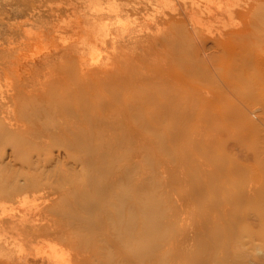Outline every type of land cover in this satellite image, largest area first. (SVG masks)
Wrapping results in <instances>:
<instances>
[{
    "label": "rangeland",
    "instance_id": "rangeland-1",
    "mask_svg": "<svg viewBox=\"0 0 264 264\" xmlns=\"http://www.w3.org/2000/svg\"><path fill=\"white\" fill-rule=\"evenodd\" d=\"M166 1H172L169 4L171 6L173 4V8L180 9L190 8L193 1L197 4L201 3L200 11L199 9L196 10V14L194 13L192 16L196 20L200 18L199 21L197 20L198 22L196 21L197 24L195 25L194 19L191 18L194 24L191 19L189 22L198 31L203 30L206 32L208 28L212 30V33L215 28L220 30L223 26V30L232 28V26L236 28L240 26L239 23L241 24L242 18L232 15L230 16L231 19L224 15L219 18L220 20L206 19L202 16L205 11L225 10L230 7L234 9L246 3L252 4L254 2L257 6L254 9L259 12L257 8H260L258 0H210V3H208L209 0H0V129L1 131L6 130L2 132H4L3 134L6 132L8 142V136L10 137L12 132V135H15L19 131L17 136L21 133V137L19 136L13 140L15 141L13 145H10L12 139L9 143L4 141L6 137L5 139L2 138L3 141L0 139V161L1 159L3 161L2 164L0 162V184H6V180L9 182V178H6L8 176H5L8 172L4 171L3 166H5L4 168L11 167L6 166L5 163L9 160L7 154H10V152L13 154L12 148H16V150L13 149L14 154L19 151L20 154L28 153L29 158L34 155V158H31L32 163L28 160L31 166L35 164L32 167L28 165L29 176L30 172L33 174V171L36 170L37 173L35 172L36 174L34 173L32 176L33 178L38 176V179H32L31 185L29 184L32 176H30V181L27 182L28 185L23 184L21 178L18 177L23 185L21 188H18L21 186L18 180L20 186L17 185V191L7 195L0 194V219L11 218L19 224L21 223L19 229L13 228L15 231L11 230V227H7L5 230L0 228V264H264V108H261L264 107L262 106L264 104L259 102L258 99L261 93L255 97L258 104L254 105L255 100H253V103L247 102L249 100L246 101L247 103L245 100L242 101L240 93L241 90L245 92V88L249 89V86L245 87L248 84L247 82L245 85L240 84L241 86L238 84L241 83L240 81L236 82L238 84L235 85L237 93H235L236 91H233V93L230 88L224 94V96L227 95L226 97L221 96L225 88L222 86L224 81L221 80V83L219 81L220 78H223L218 73L221 70L223 71L224 68H226L225 70L231 68L233 65L232 59H214V57H211L213 60L207 61V63H211L207 67L205 57L212 53L209 52L214 46V43L209 40H207L209 43H205V46L210 44L212 46L211 48L210 46H206L207 48L204 46V52V47L203 50L200 49L202 52L199 49L194 50L192 48H189L192 51L189 49H187L188 52L184 51L183 55L186 58H190V55L192 57L188 59L192 60L193 58L190 62H193L195 67L190 66L191 69L199 71L201 69L206 70L207 67V70L212 72V74H209V71L205 73L207 70L205 72L201 70L200 76L203 74L205 77L198 78L200 76L197 77V74L199 75L200 71H197L198 73L193 71L195 75H189L194 83L206 91L209 86L215 89L216 83H220L216 87L223 88V90L221 89L223 93L218 96L220 99L216 97L214 100L217 112L207 108L211 114H208L210 112L205 110V112L203 111L204 114L202 111H199L200 114L199 112L192 113V111H188L183 115L178 104L182 106L187 103V108L190 110L193 104H196L195 99H193V95H188L187 100L186 96L185 99L184 97H176L178 93L176 89L174 90L176 98L172 103L174 114L171 112L165 115L162 114L160 118L158 117L161 120L148 124V126L153 124L154 128L151 127L153 130L147 129L142 132H135L134 128L130 130L129 125H121L117 118L115 119V116L106 109L101 110L100 117H98L101 121H98V119L96 122L93 121L94 119L91 120V117H95V110H91V107L95 100L97 103L102 99L104 100L105 96L108 95H106L107 91L92 94L83 87L77 89L75 84L79 82L82 72L79 73L74 67L73 72L75 71V74L70 76L68 71L71 72L73 65L72 68L70 67L71 69L67 70L68 66L74 64V60L76 61L79 57H81L80 59H82L84 65L104 64L105 57L111 54L112 50L118 53L126 47L128 48L124 44L125 46L121 45L120 48L119 46L114 48L116 50L112 49L110 38L113 35L119 37L125 31L132 32L131 35L140 33L144 28L143 26L147 22L149 23L152 17L158 16L163 6L168 4ZM169 4L167 8L171 7ZM119 7L121 8L118 11L119 14L113 13L112 10L110 12V9L114 10ZM164 8L166 9L165 6ZM261 12L264 13V11ZM259 15L256 12V16ZM90 16L95 20H92ZM260 16L257 18H262V15ZM257 18L255 17L254 20ZM254 20L251 21L254 22ZM171 23H166L168 29L174 25L175 28L178 24L177 22ZM255 23L258 24L257 21ZM259 23L264 24V20L259 21ZM166 24L164 28L167 26ZM256 24V30L261 31L262 29L263 31V24H259L261 29ZM249 26L248 31L255 29L253 26L252 29ZM174 28H172L173 31H175ZM172 30L167 31L173 32ZM255 31L248 32L249 35L251 34L250 37L254 34L250 38L251 40L247 39L252 45L251 48H249L250 45L246 48H240V52L243 53V55L242 53L239 55H242L241 58L249 55H244L248 51L254 53V56L256 53L264 51V35H262L264 32ZM248 34L246 33L244 36L245 39ZM99 36L101 37L98 38ZM255 36L257 38L261 37L259 44L257 39L254 40ZM95 38L97 39L95 40ZM105 39L108 40L107 43H105ZM252 40L256 43L251 42ZM88 41L93 42L86 48L80 49L81 44ZM248 42H246L247 45ZM168 49L167 47L166 50ZM215 49L214 55L217 54ZM242 49H245V52ZM64 50H74L77 58L74 57L73 62L68 57L67 60L65 56H62ZM166 50H164L162 58L168 59L172 53H168L169 51ZM207 51L208 55L202 58L203 56H200V53L204 55ZM176 55L181 57L180 53H176ZM178 56H175L176 59H180ZM197 56L204 59V62ZM170 57L169 59H171ZM247 58L249 57L247 56ZM206 59L208 60V58ZM199 60L200 62H198ZM247 63L253 65L247 66V64H244L245 68L243 70L245 72L243 71V74L264 75V69L257 68L256 63L251 62V60ZM212 66H217L218 70L219 68L222 69L217 73L214 72L217 71V68L214 70ZM235 71L233 70L234 73ZM255 72L258 75L254 74ZM236 73L239 72L236 71ZM226 75L230 79L233 77L230 74ZM68 76L70 79L66 78ZM243 78L241 81L245 80ZM235 80L237 81L236 78ZM235 80L233 79L230 82ZM233 83L235 84V82ZM67 90L68 92H66ZM12 96L16 97L12 99ZM192 100L193 102H191ZM64 101L66 103L62 104ZM190 103L192 106H189ZM64 104L72 108L68 109L69 111L73 110L76 113L74 123L72 119L70 120L74 116H69L73 112L68 114V110H65L68 107ZM20 107L26 110H22ZM220 107L222 112L220 110L219 113ZM32 108L33 111H31ZM34 108H37L35 110L38 112ZM227 108L232 109L230 113L224 114V110H227ZM61 109L65 110V116L64 112H59ZM196 109L198 110V108ZM232 110H235V113ZM83 111L85 115L87 112L88 120H84ZM61 113L63 116L60 115ZM168 114L170 116L173 114V116L169 117ZM64 117L66 121H64ZM81 119L82 121H80ZM89 119L94 123H91L94 127H92L91 134H88L91 135V137L87 136L88 139L86 135L91 131L88 129L91 124H86L84 121L89 122ZM71 121L72 123H70ZM75 121L79 123L77 124L79 125L77 126L78 130L83 126V129L80 130L85 132L83 134L84 132L81 131L85 135L83 138L86 141H81L83 144L77 146L73 142L75 138L70 139V135H63L67 139L69 136L72 143L77 146L74 147L71 143L69 145L72 148L70 146L67 149V145L61 143L62 141L58 137L63 140L66 138L56 134V128L62 126L64 131L68 129L67 133L71 131L70 133L74 134L76 132L74 131L76 129L74 128L76 126ZM168 123L169 125H167ZM170 123L173 124L172 127H170ZM20 124H24L23 127L26 126L27 129L31 128L30 130H33V132L26 133L24 128L21 130L22 126ZM40 124L44 125L43 129ZM71 124L74 126H71ZM84 124L87 125H85L86 128ZM97 124L99 125L97 126ZM6 126L7 128L12 126L11 130H8ZM70 126L73 127L74 132H72ZM130 126L134 127L133 124H130ZM45 128L50 133L51 131L54 132L53 134L58 136V141L54 140L56 139V137H53L54 135L51 137L52 139H47L52 134H48L49 132L47 131V133ZM7 130L11 132L10 135ZM43 130L49 136H46ZM80 130L76 132L78 135L75 134L78 137L81 136ZM22 131H25L26 134ZM120 131L121 134L123 133V137ZM97 132L99 135L101 133L100 136L97 134L99 139L96 136ZM40 133L46 137L41 138L44 139V142L40 140V136H36ZM30 134L33 139L31 136L28 137ZM93 136L99 141H95ZM102 136L106 141L105 143L102 142ZM79 138L75 141L78 142ZM124 139L127 143L123 142ZM45 140H50V142L48 141L49 144ZM53 140L54 143H52ZM119 141L123 144L120 145ZM64 143H68L67 140ZM54 144H61V147ZM39 145L42 148H39ZM18 146L19 148H17ZM25 148H28V150ZM22 150L25 152H20ZM29 152L32 154H29ZM11 154L10 159L13 158ZM50 155L52 160L54 158L52 163ZM75 158L78 160H75ZM82 159L84 160L81 161ZM37 160L38 162L35 163ZM41 163L43 166H41ZM37 165L41 166V169L39 167L35 169ZM121 172L124 175H121ZM115 174L117 175L115 176ZM125 175H127L126 178ZM149 200L150 202H148ZM151 201L153 204H151ZM178 206L180 207L178 208ZM141 228L143 229L140 230ZM147 246L148 248H146ZM162 256L163 258H161Z\"/></svg>",
    "mask_w": 264,
    "mask_h": 264
},
{
    "label": "bare ground",
    "instance_id": "bare-ground-1",
    "mask_svg": "<svg viewBox=\"0 0 264 264\" xmlns=\"http://www.w3.org/2000/svg\"><path fill=\"white\" fill-rule=\"evenodd\" d=\"M170 1V0H169ZM190 1V0H189ZM193 1V0H192ZM196 1V0H195ZM202 1V0H201ZM212 1V0H211ZM210 0H209V2L208 3H210L211 2ZM99 2V1H98ZM172 1H170V2H167L166 1V3H171ZM254 2V1H253ZM261 2V3H260ZM91 3V2H90ZM199 3V2H198ZM206 3V2H205ZM213 3V2H212ZM255 3L256 2H254V3H246L245 5H243V6H241V7H238V8H234V9H232L231 7L230 8H228V9H225V10H216L215 9V11H213V10H207V9H205V10H207V11H205L203 14H202V16H204L206 19H218V20H220L219 18L220 17H223L224 15L225 16H227V17H229V18H231L232 19V17H230V16H232V15H237V16H240L241 18H242V22H241V24L239 23V25L240 26H238V27H236V28H234V26H232V28H228V29H224L223 30V28H224V26H223V28L222 29H220V28H217V29H220V30H216V28H215V30H214V34L211 32L212 30L211 29H208L207 28V30H206V32H204L203 30H197L196 29V27L193 25L194 23H195V25L197 24L196 23V21L198 20L199 21V19L200 18H197V20H196V18L194 19L192 16L194 15V13L196 14V10H198L199 9V7L201 8V3H199V4H197L196 2L194 3V1H193V3H192V5H197V6H192L191 4H190V8H182V9H180V8H173V4H172V6L170 7V8H167V5L165 4L164 6L166 7V9L164 8V6H163V9H162V11L160 10V12H159V10H158V12H159V15L158 16H154V17H152L151 18V20L149 21V23L147 22L146 24H145V26H143L144 28L141 30V32L140 33H137V34H135V35H131V33L132 32H128V31H125V32H123V33H121L120 35H119V37H116V36H118V35H113V37L112 38H110V46L112 47V49H114V48H116L117 46H119V48L121 47V45H126V46H128V48L126 47V49H124L123 51L121 50V51H119L118 53H116V52H113V50H112V53L111 54H108L105 58H106V61H105V63L103 64V63H101V64H98V65H93V66H88V65H84V63L81 61L82 59H80L81 57H79V59H76L77 57L75 56V52H74V50L72 51V50H64V52L62 53V56H65L66 58L68 57L69 58V60L71 59V61H72V59H74V57H76L75 59H76V61L74 60V64H71V62H70V66H68L69 68H67V70L68 69H71L72 68V65H73V68H72V70H71V72H70V70L68 71L69 73V75L71 76V75H73V74H75V71L73 72V69H77V71L79 72V73H81L82 72V75L80 76L81 78H80V80H79V82L77 83L76 82V84H75V86L77 85V89L78 88H85V89H87L88 90V92H91L92 94H99V93H101V91L103 92L104 90L105 91H107V93H106V95L107 96H105V98H104V100L102 99L101 101H99V103H97V101L95 100V103L94 102H92V103H94L93 104V106L92 107H94V108H92L91 107V110L92 109H94L95 110V112H94V115H95V117H91L90 119L92 120V119H94L93 121H95L96 122V120L98 119V121H101L98 117H100V114H101V110H104V109H106L108 112H110V114H112V115H114L115 117V119L117 118V120L120 122V124L122 125V124H124V125H129L128 127L130 128V130L131 129H133L134 128V130H135V132H142V131H144V130H153V128H154V126H152V125H149L148 126V124L150 123V122H152V123H154V122H158V120H161V119H159L160 118V116L162 115V114H167V113H173L174 114V110H173V107H172V103H173V101H174V98H176V97H184V99H185V96H186V100H187V96L188 95H193L194 96V98L193 99H195V103L196 104H193V106L191 105V103L189 104V106H192V108H190V110L187 108L188 106H187V103H184L182 106L180 105V104H178V106H180V111H181V113L183 114V115H185L188 111H192V113H197V112H199V111H202V113H203V111L205 112V110H207V108H211V109H213V110H215L216 112H217V110H216V107H215V105H214V100H215V98L217 97V98H219L218 96H220L222 93H223V91H224V93L221 95L222 97L224 96V94L225 93H227L228 92V90L230 89V90H232V92L234 91H236V86L235 85H238L239 84V86H241V85H245L246 84V82L248 83L245 87H248L249 89L247 90L246 88H245V92H244V90L242 91L241 90V93H240V98H242V101H244L245 100V102L247 101V100H249V101H247V102H250V103H253V100H255L256 98V96H259L258 94L259 93H261V95H263L262 96V98H261V95L258 97V99H259V102H261L262 104H264V75L262 76L261 74H259L258 73V71H256L258 74H256V72L254 73V74H256V75H258V76H255V75H253V73H252V75L250 74V75H246V74H243L245 71L243 70L245 67V65L244 64H247V66H250V65H248V63L247 62H250V60H251V62H253V63H256L257 64V68H260V69H264V51H260V52H258V53H256L255 54V56H254V53H249V51L248 52H246V53H244V55L245 54H249V55H247L249 58H247L246 59V57L245 56H243L244 58H241V56L243 55V53L242 52H240V48H246V47H248L249 45H250V42H248L247 41V39H249V40H251L250 38L254 35H252L251 37H250V35L248 34V32L250 33V31H251V33L253 32V31H255L256 29H257V26H255V22L257 21V23L258 24H256V25H258V27H259V24L260 25H262L263 23H259V21H261L262 22V20H264V13L263 12H261V11H264V0H258V5H260V8H257V9H259V12H258V10H256V9H254V8H256L257 6L255 5ZM231 4V3H230ZM50 5V4H49ZM70 5V4H69ZM163 5V4H162ZM220 5V4H219ZM234 5V4H233ZM236 5V4H235ZM254 5H255V7H254ZM263 5V7L261 8V6ZM116 7H117V4L115 5ZM124 6V5H123ZM175 6V5H174ZM202 6H203V4H202ZM216 6V5H215ZM121 7V6H120ZM115 8L114 10L113 9H110V12H111V10L112 11H114L113 13H118V11H120L121 10V8H123V7H121V8ZM181 7V6H180ZM184 7V6H183ZM217 7V6H216ZM229 7V6H228ZM161 8V7H160ZM208 8V7H207ZM95 9H96V7H95ZM99 9V8H98ZM211 9V8H210ZM219 9V8H218ZM263 9V10H262ZM97 10V9H96ZM100 10V9H99ZM123 10H124V8H123ZM156 11V10H155ZM154 11V12H155ZM199 11H200V9H199ZM121 12H124V11H121ZM148 12V11H147ZM146 12V13H147ZM256 12H257V15H259L260 14V12H261V14L260 15H262V18H257V17H259V16H256ZM202 13V12H201ZM201 13H198L199 15L201 14ZM119 14V13H118ZM158 14V13H157ZM75 15V14H74ZM149 16V15H148ZM197 16V15H196ZM91 17V16H90ZM89 17V18H90ZM200 17V16H199ZM257 18V19H255L254 20V18ZM261 17V16H260ZM59 18V17H58ZM77 18V17H76ZM87 18V17H86ZM85 18V19H86ZM92 18V17H91ZM150 18V17H149ZM194 19L193 21H194V23L192 22V19ZM228 18V19H229ZM191 19V22L193 23H191V22H189V20ZM254 20V22H252L251 20ZM258 19H261V20H259L258 21ZM61 20H62V18H61ZM90 20V19H89ZM92 20H95V19H93L92 18ZM171 21H172V23H171ZM197 21V22H198ZM222 21V20H221ZM220 21V22H221ZM224 21V20H223ZM229 21V20H228ZM60 22V21H59ZM173 22H177L178 24L176 25V27L174 28V26L172 27V28H174V30L175 31H173L172 30V28H169L168 29V23H171V24H173ZM251 22L253 23L252 24V26H253V28H255L253 31L252 30H249L248 31V26L251 28L252 26H251ZM62 23H64V22H62ZM104 23V22H103ZM167 23V24H166ZM215 23V22H214ZM224 23V22H223ZM58 24V23H57ZM68 24V23H67ZM66 24V25H67ZM142 24V23H141ZM167 25L165 28H164V25ZM215 24H217V23H215ZM220 24V23H219ZM225 24V23H224ZM227 24H229V23H227ZM64 25V24H63ZM88 25V24H87ZM144 25V24H143ZM199 25V24H198ZM227 27H229L228 25H226ZM255 26V27H254ZM263 26H264V24H263ZM84 27V26H83ZM170 27H171V25H170ZM216 27V26H215ZM261 27V26H260ZM259 27V28H260ZM56 28V27H55ZM62 28V27H61ZM210 28V27H209ZM213 28V27H212ZM54 29V28H53ZM114 29V28H113ZM214 29V28H213ZM252 29V28H251ZM261 29V28H260ZM74 30V29H73ZM167 30H172L173 32H170V31H167ZM248 31V32H247ZM257 31V30H256ZM255 31V32H256ZM261 31H262V29H261ZM261 31H259V29H258V31L257 32H260V33H262V32H264V29H263V31L261 32ZM170 32V33H169ZM254 32V33H255ZM109 33V32H108ZM211 33V34H210ZM246 33L248 34L247 36L249 37H247L246 39H245V35H246ZM257 34V33H256ZM255 34V35H256ZM109 35V34H108ZM137 35V36H136ZM260 35V34H259ZM262 35H264L263 33H262ZM258 36V35H257ZM257 36H255L256 38L254 39V40H256L257 39V42H258V44L260 43L259 41V39L261 38L260 36V38H257ZM94 37V36H93ZM92 37V38H93ZM101 36H99L98 38H100ZM108 37V36H107ZM263 38H264V36H263ZM262 38V39H263ZM97 38H95V40H96ZM261 39V40H262ZM86 40V39H85ZM87 40H89V39H87ZM90 40H91V38H90ZM106 40V42L105 43H107L108 42V40L107 39H105ZM207 40H209L210 42L212 41L213 43H214V46H212L211 44L210 45H206V46H210V48H211V46L215 49V48H217V49H215L216 51H217V54H215L214 55V53H215V51H214V49L213 48H209L211 51L209 52V53H213V56H212V53L210 54V55H208V51H207V53H205L204 55H202L203 53H200L199 55L200 56H203L202 58H204L205 57V55L207 56L208 55V57H205V61H206V63H207V61H209V60H213V59H211V57H214V59H220V58H229V59H232L231 60V62H232V64L234 65H232V67H231V65H230V67L231 68H228L227 70H225L226 68H224L223 69V71L219 68V70H218V68H217V66L215 67V66H212L213 68H214V70L216 69L217 71H214V72H219L220 70L222 71H220L218 74H219V76H220V74H221V76H222V78L223 79H221L220 78V80H219V78H218V80L220 81V83H221V80H223L224 81V84H222V86L225 88V90H223V88H221L220 89V87H218L219 85H220V83L218 84V83H216L217 82V80H216V84H215V89L214 88H210V86L209 87H207L206 89H207V91L206 90H204L201 86H199V85H197L196 83H194L193 82V80H192V78L190 77V75L189 74H191V76H193V75H195L194 74V72L196 71H198V70H195L194 71V67H195V64L193 63V62H190V61H192L193 60V58H192V60H189L192 56L190 55V51H192V50H190L189 48H192V49H194V50H198L199 49V51L200 52H202L200 49H202L203 50V47L205 46V43L206 44H208L209 42L207 41ZM237 40V41H236ZM254 40H252L251 42H253V43H256V41L254 42ZM93 42V41H92ZM91 41H88V42H84V43H82L81 44V46H80V49H84V48H86L87 46H89V45H91V43H92ZM208 42V43H207ZM246 42H248V45H247V43ZM263 42H264V39H263ZM104 44V43H103ZM124 45V46H125ZM252 45V44H251ZM251 45H250V47L249 48H251ZM264 45V44H263ZM205 46V47H206ZM254 46V45H253ZM259 46V45H258ZM257 46V47H258ZM262 46V45H261ZM167 47L169 48L168 50H166L167 49ZM188 47V48H187ZM205 47H204V50H203V52L205 51ZM119 48H117L118 50H119ZM207 48V47H206ZM259 48V47H258ZM263 48V47H262ZM187 49H189L190 51V53H189V55H190V58L189 57H185V55H183L184 54V51H187ZM208 49V50H209ZM212 49H213V51H212ZM114 50H116V49H114ZM164 50H166V51H169L168 53H172L171 55H172V57H170L171 59H169V57H168V59H165V57H163L162 58V54L164 53ZM245 49H242V51L243 52H245L244 51ZM247 50V49H246ZM263 50H264V48H263ZM165 51V52H166ZM59 52V51H58ZM188 52V51H187ZM196 52V51H195ZM176 53L178 54V53H180V55H181V57L180 56H178V55H176ZM199 53V52H198ZM242 53V55L241 56H239L240 54ZM56 54V53H55ZM70 54H71V56H70ZM80 54V53H79ZM78 54V55H79ZM173 54H175L174 56H173ZM186 54V53H185ZM188 54V53H187ZM196 55H197V52L195 53ZM238 54V55H237ZM165 55V54H164ZM216 55H217V57H216ZM61 56V55H60ZM61 56V57H62ZM80 56V55H79ZM166 56H167V54H166ZM175 56H178V57H180V59H176V57ZM198 57V56H197ZM197 57H195L196 59H197ZM216 57V58H215ZM68 58H67V60H68ZM189 58V59H188ZM194 58V59H195ZM200 60L202 59L201 57H198ZM206 58H208V60L206 59ZM54 59V58H53ZM195 59V60H196ZM242 61H241V60ZM245 59V60H244ZM44 60V59H43ZM198 60V59H197ZM196 60V61H197ZM200 60L198 61V62H200ZM222 60V59H221ZM19 61V60H18ZM202 62H204V59H202L201 60ZM96 62V61H95ZM190 62V63H189ZM197 62V63H198ZM212 62V61H211ZM220 62V61H219ZM194 64V65H192V64ZM210 63V62H209ZM209 63H207L206 65H207V67H208V64ZM212 63H214V62H212ZM15 64V63H14ZM68 64V63H67ZM211 64V63H210ZM219 65V64H218ZM253 65V64H252ZM190 66H193V70L191 69V67ZM196 66H198V65H196ZM204 66V65H203ZM224 66V65H223ZM229 66V65H228ZM228 66H225V67H228ZM71 67V68H70ZM75 67V68H74ZM207 67H206V70H207ZM220 67V66H219ZM37 68V67H36ZM201 68V67H200ZM211 68V67H210ZM250 68H252V67H250ZM4 69V68H3ZM35 69V68H34ZM204 69H205V67H204ZM209 69V68H208ZM212 69V68H211ZM253 69V68H252ZM67 70H66V73H67ZM202 70V69H201ZM199 70L198 72H199V75L197 74V77L198 76H200V74H201V72L202 71H206V70ZM233 70H236L237 72H239V73H236V71H235V73L233 72ZM248 70V69H247ZM258 70V69H257ZM194 71V72H193ZM209 70H207L205 73H207ZM213 71V70H212ZM244 71V72H243ZM5 72V71H4ZM23 72V71H22ZM195 72V73H196ZM197 72V73H198ZM203 72V73H204ZM228 72V73H227ZM243 72V73H242ZM193 73V74H192ZM204 73V74H205ZM247 73V72H246ZM209 74H212V72H210L209 71ZM226 74H230V75H232L233 77H231V79L230 78H228L229 76H227ZM249 74V73H248ZM246 75V76H245ZM60 76H62V75H60ZM66 76V75H65ZM201 76H203V74L201 75ZM201 76L200 77H198V78H201ZM195 77V76H194ZM203 77H205V75L203 76ZM245 78V80H243L244 81V83H242L243 81H241L242 80V78ZM46 78V77H45ZM66 78H69V76L68 77H66ZM65 78V79H66ZM158 78H160V79H158ZM196 78V77H195ZM235 78L237 79V81L235 80ZM243 78V79H244ZM57 79V78H56ZM64 79V80H65ZM70 79V78H69ZM86 79V80H85ZM205 79V78H204ZM215 79V78H214ZM229 79V80H228ZM235 80V81H233V82H235V84L233 83V82H230V81H232V80ZM48 80V79H47ZM85 80V81H84ZM196 80V79H195ZM208 80V79H207ZM205 81V80H204ZM238 81H240L241 83H236V82H238ZM56 82V81H55ZM73 82H75L74 80H73ZM197 82H200V81H197ZM210 82H212V81H210ZM226 82V83H225ZM58 83V82H57ZM201 83V82H200ZM223 83V82H222ZM52 84V82L50 83V85ZM218 84V88L216 87V85ZM241 84V85H240ZM15 85V84H14ZM48 85V84H47ZM203 85V84H202ZM9 86H11V85H9ZM21 86V85H20ZM74 86V85H73ZM74 86V87H75ZM204 86V85H203ZM232 86L235 88H233L232 89ZM51 87V86H50ZM80 88V89H81ZM239 88V87H238ZM14 89V88H13ZM29 89V88H28ZM41 89H43V88H41ZM76 89V88H75ZM76 89V90H77ZM167 89V91L165 92V90ZM177 89V90H176ZM218 89H220V90H218ZM242 89H244V88H242ZM22 90V89H21ZM21 90H20V92H21ZM66 90V89H65ZM174 90H176V91H178V93H177V95H176V97H175V92H174ZM44 91V90H43ZM46 91H47V88H46ZM80 91H82V90H80ZM84 91V90H83ZM226 91V92H225ZM248 91V92H247ZM58 92V91H57ZM66 92H68V90L66 91ZM85 92V91H84ZM231 92V93H232ZM233 92V93H234ZM244 92V93H243ZM247 92V93H246ZM263 92V93H262ZM44 93V92H43ZM235 93H237V91L235 92ZM242 94V95H241ZM20 95V94H19ZM57 95V94H56ZM68 95H70V94H68ZM88 95V94H87ZM230 96L232 95V94H229ZM229 95H228V97H229ZM238 95V94H237ZM11 96V95H10ZM9 96V97H10ZM21 96V95H20ZM58 96V95H57ZM93 96H95V95H93ZM100 96V95H99ZM103 96V97H104ZM227 95H225L224 97H226ZM13 97V96H12ZM16 97V96H15ZM15 97H13L12 99H14ZM22 97V96H21ZM74 97V96H73ZM221 97V98H222ZM11 98V97H10ZM53 98V97H52ZM56 98V97H55ZM261 98V99H260ZM1 99V98H0ZM220 99V98H219ZM185 100V101H186ZM216 100H218V99H216ZM222 100V99H221ZM220 100V101H221ZM13 101V100H12ZM14 101H16V100H14ZM176 101H178V100H176ZM175 101V102H176ZM241 101V100H240ZM252 101V102H251ZM19 102V101H18ZM68 102V101H67ZM179 102V101H178ZM191 102H193V100L191 101ZM223 102V101H222ZM246 102V103H247ZM40 103V102H39ZM63 103H66L65 101L64 102H62V104ZM71 103V102H70ZM70 103H68L69 105H70ZM257 103V101L255 100V103H254V105ZM55 104V103H54ZM61 104V105H62ZM249 104V103H248ZM258 104V103H257ZM22 105H23V103H22ZM27 105V104H26ZM46 105H48V104H46ZM57 105V104H56ZM65 105V104H64ZM69 105L67 106V105H65L66 107H68V108H66L65 110H68V109H72V108H70L69 107ZM176 105V104H175ZM220 105H222V104H220ZM13 106V105H12ZM18 106V105H17ZM28 106V105H27ZM40 106V105H39ZM38 106V107H39ZM54 107H56L55 105H53ZM59 106V105H58ZM71 106V105H70ZM174 106V105H173ZM262 106H264V105H262ZM22 107H24V106H22ZM26 107V106H25ZM33 107V106H32ZM59 107H62V106H59ZM177 107V106H176ZM228 107H230L229 105H228ZM19 108V107H18ZM17 108V109H18ZM21 108V107H20ZM175 108V107H174ZM196 108H198V110L196 109ZM261 108H264V107H261ZM22 109V108H21ZM23 109H25V108H23ZM22 109V110H23ZM35 109H37V108H34V110ZM39 109V108H38ZM55 109V108H54ZM63 109H64V106H63ZM63 109H61L59 112H64V116H65V110H63ZM232 109V108H231ZM231 109L230 108H227V110L225 109L224 110V114L225 113H230V111H231ZM233 109H234V107H233ZM241 109V108H240ZM26 110V109H25ZM44 110V109H43ZM49 110V109H48ZM197 110V111H196ZM220 110H221V112H222V109H221V107H220V109H219V113H220ZM229 110V111H228ZM31 111H33V108H32V110ZM35 111H37V110H35ZM45 111V110H44ZM52 111H53V109H52ZM57 111V110H56ZM71 111V112H70ZM68 110V114L69 113H71L72 114V112H73V110ZM75 111H76V108H75ZM79 111V110H78ZM175 111H176V109H175ZM195 111V112H194ZM207 111H209V110H207ZM228 111V112H227ZM235 111V110H234ZM233 110H232V112H234ZM23 112V111H22ZM38 112V111H37ZM210 112V111H209ZM19 113V112H18ZM31 113V112H30ZM29 113V114H30ZM62 113L60 114V115H62ZM90 113H93V112H90ZM235 113V112H234ZM239 114H240V112H238ZM46 114V113H45ZM67 114V113H66ZM68 114H67V116H68ZM75 112H73V114L72 115H69V116H74V118L73 117H71L70 118V120L72 119V121L74 120V119H76V117H75ZM83 117H84V120L85 119H87V118H89L88 116H86L87 115V112H86V115H85V112L83 111ZM173 114L171 115V116H173ZM199 114H200V112H199ZM204 114V113H203ZM207 114V113H206ZM208 114H211V112L210 113H208ZM212 114H214L213 112H212ZM255 114V113H254ZM17 115V114H16ZM79 116H80V114H78ZM85 115V116H84ZM90 115V114H89ZM169 115V114H168ZM25 116V115H24ZM23 116V117H24ZM63 116V115H62ZM66 116V117H67ZM69 116H68V118H69ZM91 116H93L92 114H91ZM170 115H169V117H171ZM189 116V115H188ZM16 117V116H15ZM22 117V118H23ZM53 117V116H52ZM82 117V118H83ZM159 117V118H158ZM165 117V116H164ZM175 117V116H174ZM180 117V116H179ZM18 118V117H17ZM63 118V117H62ZM200 118H202V117H200ZM79 119V118H78ZM77 119V120H78ZM89 119V122L87 123L86 121H84V123H86V124H91L92 122H91V120ZM106 119V118H105ZM227 119V118H226ZM254 119V118H253ZM68 120V119H67ZM103 120V119H102ZM108 120V119H107ZM113 120V119H112ZM165 120V119H164ZM44 121V120H43ZM47 121V120H46ZM64 121H66L65 120V117H64ZM72 121L70 122V123H72ZM79 121V120H78ZM80 121H82V119L80 120ZM104 121V120H103ZM171 121V120H170ZM51 122V121H50ZM49 122V123H50ZM105 122V121H104ZM112 122V121H111ZM160 122V121H159ZM209 122V121H208ZM214 122V121H213ZM22 123V122H21ZM28 124H30V125H33L32 123H29V122H27ZM68 124H69V120H68V122H67ZM73 123H74V121H73ZM12 124V123H11ZM17 124H18V122H17ZM25 124H26V122H25ZM75 124H76V126L74 127V128H76L74 131H79L78 130V127L77 126H79V125H77V124H79V123H76V121H75ZM86 124H84V126L86 125ZM92 124H94V123H92ZM88 125L89 127H88V129L89 130H91V131H89L88 133H87V135H86V137L87 136H89V137H91V135H88L90 132H92V127H94L93 125ZM109 124V123H108ZM130 124H133V126L134 127H131L130 126ZM21 125V124H20ZM24 125V124H23ZM23 125H21L22 127H21V130L24 128V130L26 131V133L27 132H33V130H30V129H27V127L25 126V127H23ZM41 125V124H40ZM47 125V124H46ZM63 125V124H62ZM99 124H97V126H98ZM111 125H113V124H111ZM115 125V124H114ZM155 125V124H154ZM167 125H169V123L167 124ZM166 125V126H167ZM171 125H173V124H171L170 123V127H172ZM175 125V124H174ZM203 125V124H202ZM219 125H221V124H219ZM13 126H15L14 124H13ZM18 126H19V124H18ZM42 126V125H41ZM44 126V125H43ZM43 126H42V129H43ZM52 126V125H51ZM63 126H65V125H63ZM71 126H74V125H72L71 124ZM70 126V127H71ZM81 126V125H80ZM87 126V125H86ZM86 126H85V128H86ZM105 126H107L106 124H105ZM110 126V125H109ZM119 126V125H118ZM117 126V127H118ZM201 126V125H200ZM205 126H206V124H205ZM9 127V126H8ZM11 127L12 126H10L9 128H7V126H6V128L8 129V130H11ZM17 127V126H16ZM54 127V126H53ZM70 127H68V128H70ZM96 127V126H95ZM113 127V126H112ZM121 127V126H120ZM151 127H153V128H151ZM155 127H157V126H155ZM209 127V126H208ZM260 127V126H259ZM17 128H19L20 129V127H17ZM67 128V127H66ZM72 128V132H74L73 131V127H71ZM85 128H84V130H85ZM150 128V129H149ZM159 128V127H158ZM161 128V127H160ZM167 128V127H166ZM264 128V127H263ZM4 129H5V127H4ZM15 129V128H14ZM65 129V128H64ZM83 129V128H82ZM100 129H103V128H100ZM99 129V130H100ZM108 129V128H107ZM121 129H122V127H121ZM120 129V130H121ZM156 129V128H155ZM7 130V133L10 135V133L11 132H9ZM17 130V129H16ZM28 130V131H27ZM56 130H57V132H56V134H58L59 136H63V135H70V139H72V137H73V139L75 138V140H77V138H79L78 139V142H79V140H80V142L78 143L77 141H73V142H75V144H77V146H79V144L81 145V144H83L82 142L84 141H86V140H84V138L83 137H85V135H83V134H85V132L84 131H82V130H80V133H81V131H82V133L80 134L81 136H77L78 134L76 133V132H74V134L73 133H70L71 131H69L68 133L66 132V131H68V129H66L65 131L63 130V128H62V126L61 127H58V128H56ZM69 130H71V129H69ZM210 130V129H209ZM215 130V129H214ZM259 130V129H258ZM2 131H6V130H2ZM1 131V129H0V134L2 133H4V132H2ZM25 131H22V132H24L25 133ZM44 131V130H43ZM45 131L47 132H49V130L47 129V128H45ZM45 131H44V134H46L45 133ZM53 131H54V129H53ZM156 131V130H155ZM160 131V130H159ZM171 131H172V129H171ZM15 132V131H14ZM19 132V131H18ZM18 132H16L15 133V135H16V137H15V135L13 136L12 135V133H11V135H12V137H11V135H10V137L8 136V134H7V136H8V139H9V142H11L12 141V144L10 143V145H13L14 144V142L15 141H13V140H15L17 137H21V133H19V136H17V133ZM35 132V131H34ZM47 132V133H48ZM86 132H87V129H86ZM94 132H96V131H94ZM101 132H103V131H101ZM122 132H123V130H122ZM25 133V134H26ZM36 133H37V131H36ZM54 132H52L51 131V133L49 132L48 134H52V135H50V137L48 138L47 137V139H50L53 135V137H56V139H54V140H57L58 141V138H59V140L60 141H62L61 143H63L65 146L67 145V149H68V147H70L71 145H73L74 147H77V146H75V144L74 143H72V140H70L69 139V136H68V139L71 141L70 143H69V140L66 138V136H63V137H65L66 139H60L61 137H58V136H55L56 134H53ZM124 133V132H123ZM123 133L121 134V131H120V134H121V136L123 135ZM151 133V132H150ZM152 133H154V132H152ZM1 134V135H2ZM29 134V133H28ZM32 134H34V133H32ZM48 134H46V136H49ZM71 134H73V136H71ZM75 134H77V135H75ZM91 134V133H90ZM98 134V132L96 133V136L98 137V139H99V136L101 135V133H100V135L98 136L97 135ZM256 134V133H255ZM259 134V133H258ZM0 135V136H1ZM3 135H5L4 137H2ZM1 137H0V139H2V138H4L5 139V137H6V132H5V134H3ZM95 135V134H94ZM125 135V134H124ZM31 136V134L28 136V137H30ZM35 136V135H34ZM36 136H40V140H43V142H44V139H41V138H44L45 136H42V134L40 133V134H38V135H36ZM35 136V137H36ZM42 136V137H41ZM75 136V137H74ZM128 136V135H127ZM13 137H14V139H13ZM32 137V136H31ZM58 137V138H57ZM82 137V138H81ZM89 137H87L88 139H89ZM94 138H95V136H93ZM123 137V136H122ZM121 137V138H122ZM125 137H126V135H125ZM36 138H39V137H36ZM36 138H34V139H36ZM46 138V137H45ZM86 138V139H87ZM102 138V142H106L105 141V139H104V137L102 136L101 137ZM127 138V137H126ZM125 138V139H126ZM4 139H2L1 141H3ZM10 139H12L11 141H10ZM27 139V138H26ZM32 139H33V137H32ZM52 139V138H51ZM87 139V140H88ZM91 139V138H90ZM98 139H96L95 138V141H99ZM123 139V138H122ZM125 139H124V141L123 142H126L125 141ZM7 140V137H6V139L4 140L5 142H7V143H9L8 142V140ZM25 140V139H24ZM39 140V139H38ZM37 140V141H38ZM54 140L52 141V143H54ZM65 140H67V142L68 143H64V141ZM27 141V140H26ZM28 141H29V139H28ZM45 141H47L46 143L47 144H49L48 143V141L50 142V140H45ZM56 141V142H57ZM82 141V142H81ZM121 141V140H120ZM119 141V142H120ZM4 142V143H5ZM55 142V143H56ZM77 142V143H76ZM101 142V141H100ZM114 142V141H113ZM141 142V141H140ZM163 142V141H162ZM260 142H262V141H260ZM7 143H5V144H7ZM72 143V144H71ZM118 143V142H117ZM121 143L122 142H120L119 144L121 145ZM127 143V142H126ZM153 143V142H152ZM44 144V143H43ZM51 144V143H50ZM69 144H71V145H69ZM111 144V143H110ZM119 144H118V146H119ZM123 144V143H122ZM46 145V144H45ZM55 146L57 145V144H54ZM117 145V144H116ZM127 145V144H126ZM131 145V144H130ZM57 146H60L61 147V144L59 145H57ZM64 146V147H65ZM84 146V145H83ZM125 146V145H124ZM129 146V145H128ZM141 146V145H140ZM234 146H236V145H234ZM42 148V146H40L39 145V148ZM47 147V146H46ZM52 147H53V145H52ZM142 147H144V146H142ZM142 147H141V149H142ZM17 148H19V146L17 147ZM23 148V147H22ZM70 148H72V146L70 147ZM262 148V147H261ZM16 150V148H12V153L13 154H11V152H10V154H11V156L13 155V158L12 159H10L9 157H10V154H7V155H9V157H8V161L5 163V165L6 166H11V167H6V168H4L5 166H3V169H4V171L7 173V175H5V176H8V177H6L7 179L9 178V182H8V180H6V178H5V180L7 181V183H10V184H0V194H4V195H7V194H9V193H11V192H14V191H17L18 189H17V187L18 186H20V183L22 182L23 184H29V183H27L28 181H30V176H32L35 172L37 173V170L36 171H33L34 173L33 174H31V172H30V176H29V170H28V165H30L31 163H32V159L34 158V155L32 156L31 155V158H29L30 156L29 155H27V154H24V153H22V154H20L19 153V151H16L17 153L16 154H14L15 152H14V150ZM26 149V148H25ZM66 149V148H65ZM64 149V150H65ZM264 149V148H263ZM21 150V149H20ZM26 150H28V148L26 149ZM51 150V149H50ZM262 150V149H261ZM24 150H22V151H20V152H23ZM31 151V150H30ZM68 151V150H67ZM67 151H64V152H67ZM264 151V150H263ZM25 152V151H24ZM59 152V151H58ZM258 152V151H257ZM3 154H4V152H2ZM1 153V154H2ZM47 153V152H46ZM49 153V152H48ZM29 154H32L31 152H29ZM69 154V153H68ZM78 154V153H77ZM94 154V153H93ZM38 155V154H37ZM57 155V154H56ZM56 155H54V156H56ZM60 156H61V154H59ZM64 155H65V153H64ZM71 155H73V154H71ZM70 155V156H71ZM48 156V155H47ZM51 156V155H50ZM68 156V155H67ZM94 156V155H93ZM95 156H97V155H95ZM3 157V156H2ZM58 157V156H57ZM69 157V156H68ZM76 157H77V155H76ZM81 157H82V155H81ZM92 157V156H91ZM90 157V159H92ZM1 158V157H0ZM37 159H38V157H36ZM47 158V157H46ZM62 158H63V156H62ZM73 158H74V156H73ZM78 159H79V154H78V157H77ZM77 158H75V160H78ZM98 158V157H97ZM3 159H5V158H3ZM49 159V158H48ZM51 159V160H50ZM49 160L51 161V163H52V161L54 162V158H53V160H52V156H51V158H50ZM57 159V158H56ZM55 159V160H56ZM60 159V158H59ZM81 159V158H80ZM89 159V160H90ZM28 160H30L31 161V163H29L28 162ZM84 159H82L81 161H83ZM88 160V159H87ZM87 160H85V161H87ZM140 160V159H139ZM264 160V159H263ZM34 161H35V159H34ZM58 161V160H57ZM84 161V162H85ZM135 161V160H134ZM137 161V160H136ZM1 164H2V159H1ZM38 162V160L35 162V163H37ZM60 162V161H59ZM40 163V162H39ZM43 163V162H42ZM41 163V164H42ZM78 163V162H77ZM81 163V162H80ZM141 163V162H140ZM4 164V163H3ZM33 164H34V162H33ZM41 164H38V165H41ZM84 164V163H83ZM132 164V163H131ZM136 164V163H135ZM35 165V164H34ZM34 165H32V166H34ZM36 166L35 167V169H38L37 167H41V166H43V164L41 165V166ZM31 165H30V167H32ZM98 166V165H97ZM136 166V165H135ZM1 167H2V165H1ZM10 168V169H9ZM43 168H45V167H43ZM137 168V167H136ZM264 168V167H263ZM41 169V168H40ZM133 169V168H132ZM123 170V169H122ZM121 170V171H122ZM262 170V169H261ZM31 171V170H30ZM39 171V170H38ZM44 171V170H43ZM124 171V170H123ZM40 172V171H39ZM108 172V171H107ZM109 172H111V171H109ZM128 172V171H127ZM35 173V174H36ZM123 172H121V175H124V173L122 174ZM127 174V173H126ZM129 174V173H128ZM11 175V176H10ZM41 175H42V173H41ZM117 174H115V176H116ZM120 175V174H119ZM40 176V175H39ZM126 176L127 175H125L124 177L126 178ZM21 178V180L19 179V178ZM113 177V176H112ZM41 178V177H40ZM39 178V179H40ZM116 178V177H115ZM32 179H38V176H35L34 178H33V176H32V178H31V181H30V184L29 185H31V183H32ZM109 179H111V178H109ZM113 179V178H112ZM18 180H19V182L20 183H18ZM108 180V179H107ZM34 181V180H33ZM38 181H40V180H38ZM111 181V180H110ZM37 182V181H36ZM92 182V181H91ZM4 183V182H3ZM22 183H21V186L20 187H18V188H21L23 185H22ZM35 183V182H34ZM90 183V182H89ZM108 183V182H107ZM106 183V184H107ZM18 185V186H17ZM107 185H111V184H107ZM210 185V184H209ZM33 186H34V184H33ZM32 186V187H33ZM110 187V186H109ZM105 188V187H104ZM248 188V187H247ZM105 192V191H104ZM243 192H245V191H243ZM106 193V192H105ZM251 194V193H250ZM147 201V200H146ZM148 202H150V200L148 201ZM147 202V203H148ZM152 202V201H151ZM156 202V201H155ZM165 202V201H164ZM178 202V201H177ZM176 202V203H177ZM144 203H146V202H144ZM5 204V203H4ZM7 204V203H6ZM151 204H153V202L151 203ZM164 204V203H163ZM179 204V203H178ZM142 205H144V204H142ZM145 205H148V204H145ZM157 205V204H156ZM6 206V205H5ZM8 206V205H7ZM153 206V205H152ZM155 206V205H154ZM177 206V205H176ZM116 207V206H115ZM146 207V206H145ZM180 206H178V208H179ZM141 208H142V206H141ZM150 208H152V207H150ZM156 208V207H155ZM119 209V208H118ZM139 209V208H138ZM147 209V208H146ZM167 209V208H166ZM41 210V209H40ZM129 211H130V209H128ZM127 210V211H128ZM11 211V210H10ZM141 211H142V209H141ZM151 211V210H150ZM153 211V210H152ZM178 211V210H177ZM143 212V211H142ZM163 212V211H162ZM173 212H175V211H173ZM144 213H146V212H144ZM150 213V212H149ZM152 214V213H151ZM160 214V213H159ZM178 214V213H177ZM1 215V214H0ZM142 215H145V214H142ZM151 216V215H150ZM178 216V215H177ZM214 217V216H213ZM148 219H150L149 217H148ZM153 219V218H152ZM200 221V220H199ZM153 222V221H152ZM23 223V222H22ZM24 224V223H23ZM153 225H154V223H153ZM19 226L21 227V223L19 224L18 222H16L15 220H13V219H11V218H7V219H3V220H1L0 219V228H2V229H6L7 227H11L10 229L12 230L13 228H17V229H19ZM134 226V225H133ZM140 226H141V224H140ZM142 227V226H141ZM146 227V226H145ZM127 228V227H126ZM144 228V227H143ZM143 228H141L140 230H142ZM14 230V229H13ZM165 230V229H164ZM15 231V230H14ZM209 231V230H208ZM126 232V231H125ZM138 232H140V231H138ZM129 233H130V231H129ZM162 233H163V231H162ZM138 234H140V233H138ZM3 236V235H2ZM58 236V235H57ZM127 236V235H126ZM4 237V236H3ZM137 237V236H136ZM142 237V236H141ZM147 239V238H146ZM151 239V238H150ZM149 239V240H150ZM159 239V238H158ZM43 240V239H42ZM146 241V240H145ZM153 242V241H152ZM128 244V243H127ZM249 244V243H248ZM155 245V244H154ZM155 247H157V246H155ZM256 247V246H255ZM146 248H148V246L146 247ZM150 248H152V246H150ZM135 250H136V248H134ZM249 249V248H248ZM255 249V248H254ZM143 250V249H142ZM147 250V249H146ZM130 251V250H129ZM134 251V250H133ZM141 251V250H140ZM142 252V251H141ZM140 252V253H141ZM245 252V251H244ZM28 253V252H27ZM145 253H146V251H145ZM148 253V252H147ZM241 253V252H240ZM251 253V252H250ZM249 253V254H250ZM37 254V253H36ZM142 254V253H141ZM234 254V253H233ZM33 255V254H32ZM134 255V254H133ZM132 255V256H133ZM163 255V254H162ZM164 255H165V253H164ZM163 255V256H164ZM163 256L161 257V258H163ZM234 256V255H233ZM237 256V255H236ZM241 256V255H240ZM246 256H249V255H246ZM245 256V257H246ZM136 257V256H135ZM143 257V256H142ZM141 257V258H142ZM150 257V256H149ZM211 257V256H210ZM244 256L242 255V258H243ZM144 258H145V256H144ZM248 258V257H247ZM138 259V258H137ZM166 259V258H165ZM238 259H239V257H238ZM130 260V259H129ZM159 260V259H158ZM162 260V259H161ZM137 261V260H136ZM152 261V260H151ZM240 261V260H239ZM164 262V261H163ZM240 263V262H239ZM162 264V263H161ZM221 264V263H220Z\"/></svg>",
    "mask_w": 264,
    "mask_h": 264
}]
</instances>
